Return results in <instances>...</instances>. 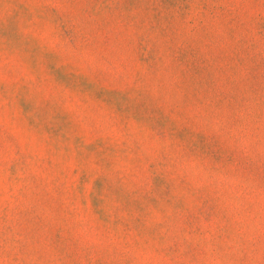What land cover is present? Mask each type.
<instances>
[{
    "label": "rangeland",
    "instance_id": "rangeland-1",
    "mask_svg": "<svg viewBox=\"0 0 264 264\" xmlns=\"http://www.w3.org/2000/svg\"><path fill=\"white\" fill-rule=\"evenodd\" d=\"M0 264H264V0H0Z\"/></svg>",
    "mask_w": 264,
    "mask_h": 264
}]
</instances>
